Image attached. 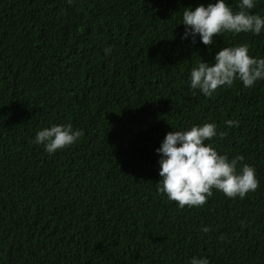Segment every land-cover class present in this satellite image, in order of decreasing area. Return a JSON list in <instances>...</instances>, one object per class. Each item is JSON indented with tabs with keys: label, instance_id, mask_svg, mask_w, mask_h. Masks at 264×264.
<instances>
[{
	"label": "trees",
	"instance_id": "1",
	"mask_svg": "<svg viewBox=\"0 0 264 264\" xmlns=\"http://www.w3.org/2000/svg\"><path fill=\"white\" fill-rule=\"evenodd\" d=\"M205 1L0 0V264H264V80L205 96L190 77L224 47L264 58V29L182 39L183 9ZM69 123L84 133L72 145L35 143ZM204 123L259 186L180 208L157 191L156 149Z\"/></svg>",
	"mask_w": 264,
	"mask_h": 264
},
{
	"label": "clouds",
	"instance_id": "2",
	"mask_svg": "<svg viewBox=\"0 0 264 264\" xmlns=\"http://www.w3.org/2000/svg\"><path fill=\"white\" fill-rule=\"evenodd\" d=\"M237 4L239 10L233 11L231 7ZM254 7V0H235L233 3L208 0L192 4L183 9L181 24L185 31L182 39L191 36L195 42L198 34L201 42L210 46L214 45V37L224 32L259 35L264 29V17L252 13L250 10ZM110 51V47L105 49V54ZM213 61L200 60L190 73L191 88L199 89L205 96H211L218 87L232 86L237 79L240 85L248 88L264 80V58L250 56L246 43L220 49ZM225 123L229 127L239 125L234 120ZM83 135L82 130H74L70 123L53 125L37 132L35 143L42 144L45 151L52 154L72 145ZM216 135L215 123L194 125L184 131L172 130L156 149L160 154V187L157 191L166 194L180 208L203 206L213 195V189L226 197L243 199L259 186L254 167L244 162L242 155L229 160L227 155L219 154L210 143H206ZM220 135L223 137L225 133ZM238 164L241 167L239 173ZM202 231L207 233L210 229L205 227ZM191 264H209V259L193 257Z\"/></svg>",
	"mask_w": 264,
	"mask_h": 264
},
{
	"label": "rangeland",
	"instance_id": "3",
	"mask_svg": "<svg viewBox=\"0 0 264 264\" xmlns=\"http://www.w3.org/2000/svg\"><path fill=\"white\" fill-rule=\"evenodd\" d=\"M122 79H123V81H125V82H129V79L126 78V75H123Z\"/></svg>",
	"mask_w": 264,
	"mask_h": 264
}]
</instances>
